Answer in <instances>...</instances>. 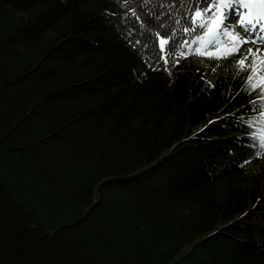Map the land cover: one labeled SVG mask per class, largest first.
I'll use <instances>...</instances> for the list:
<instances>
[{"label": "trees", "instance_id": "trees-1", "mask_svg": "<svg viewBox=\"0 0 264 264\" xmlns=\"http://www.w3.org/2000/svg\"><path fill=\"white\" fill-rule=\"evenodd\" d=\"M209 2L0 0V264H264V100L195 53Z\"/></svg>", "mask_w": 264, "mask_h": 264}, {"label": "snow or ice", "instance_id": "snow-or-ice-1", "mask_svg": "<svg viewBox=\"0 0 264 264\" xmlns=\"http://www.w3.org/2000/svg\"><path fill=\"white\" fill-rule=\"evenodd\" d=\"M127 2V0H125ZM239 6L244 9L236 20L233 22L230 20V14L234 6ZM135 15V11L132 13ZM137 19H140L137 17ZM179 23V21H177ZM230 24H234L236 27L241 29L247 35L242 36L240 32L236 31L235 28L230 27ZM191 27L185 28L183 31L185 34L189 32H196L197 29L203 30L202 36H197L193 41H203L206 37H215L219 39V44L216 39L208 41L211 51H206L201 45L195 49L197 55H208L210 58H227L231 54L239 52V48L245 43L258 44V46L253 52V49L249 48L247 54L242 57L237 64L240 65L239 71H244L245 67L250 69L246 79L245 87L249 90V94L257 93L259 99L264 100V80L257 82V77L260 72H264V59H260L259 54L264 52V0H210L209 3L203 7L197 5L194 6L191 16ZM157 39L159 41L160 56L159 59L164 61L165 71H168L169 60L166 58L165 53L168 55H175L172 49V37L162 36L157 33ZM248 37H252L249 39ZM229 40L231 43H229ZM135 43L140 44L141 41H136ZM189 42L185 40L180 47H184ZM167 46V47H166ZM223 47V51L221 48ZM183 53L177 57L173 66L179 63V59L183 57ZM254 57L250 64L246 65V61L249 57ZM259 60V65L257 61ZM158 70V69H153ZM255 105L256 101H252ZM261 115H264V110H261ZM210 123H212L210 121ZM264 154V136L259 138L257 155Z\"/></svg>", "mask_w": 264, "mask_h": 264}, {"label": "rangeland", "instance_id": "rangeland-1", "mask_svg": "<svg viewBox=\"0 0 264 264\" xmlns=\"http://www.w3.org/2000/svg\"><path fill=\"white\" fill-rule=\"evenodd\" d=\"M231 11H232V13H234V14H230V20L234 22V21L236 20L237 16H238L241 12H243L244 9H242L241 7H239V6L237 5V6H234V8H233ZM230 27L235 28V30L238 31V32H240L242 36L247 35V34L244 33L241 29H239L238 27H236L234 24H230ZM262 27H264V26L262 25ZM248 38H249V39H252V37H248ZM213 39H216V38H215V37H206V38L204 39V42H203V43H205V44H209L208 41L213 40ZM216 42L219 44V42H220L219 39H216ZM229 43H231L230 40H229ZM258 46H260V45H258V44H252V43H245V44H243V45L239 48V52H238V53L240 54L241 52H243V54H244V56H245V54H247L249 48L253 49V52H255V50H256V48H257ZM259 56H260V59H264V52H261V53L259 54ZM253 58H254V57L250 56L248 61L252 62V59H253ZM257 63H258V65H259V60L257 61ZM259 74L263 77V80H264V72H260ZM262 166H264V155L261 156L260 159H259L257 162H254V163L248 164V165L246 166V169H247V171H254V172L257 173V172H259V171L261 170Z\"/></svg>", "mask_w": 264, "mask_h": 264}, {"label": "bare ground", "instance_id": "bare-ground-1", "mask_svg": "<svg viewBox=\"0 0 264 264\" xmlns=\"http://www.w3.org/2000/svg\"><path fill=\"white\" fill-rule=\"evenodd\" d=\"M264 26V25H263Z\"/></svg>", "mask_w": 264, "mask_h": 264}]
</instances>
